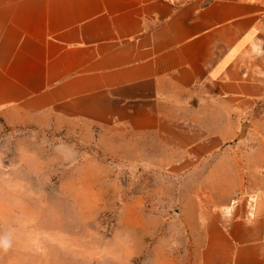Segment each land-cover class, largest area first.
Returning <instances> with one entry per match:
<instances>
[{"label":"crops","instance_id":"crops-1","mask_svg":"<svg viewBox=\"0 0 264 264\" xmlns=\"http://www.w3.org/2000/svg\"><path fill=\"white\" fill-rule=\"evenodd\" d=\"M65 127L158 146L189 264H264V0H0V133Z\"/></svg>","mask_w":264,"mask_h":264},{"label":"rangeland","instance_id":"rangeland-1","mask_svg":"<svg viewBox=\"0 0 264 264\" xmlns=\"http://www.w3.org/2000/svg\"><path fill=\"white\" fill-rule=\"evenodd\" d=\"M158 157L125 130L4 128L0 264H189L182 178Z\"/></svg>","mask_w":264,"mask_h":264},{"label":"clouds","instance_id":"clouds-1","mask_svg":"<svg viewBox=\"0 0 264 264\" xmlns=\"http://www.w3.org/2000/svg\"><path fill=\"white\" fill-rule=\"evenodd\" d=\"M11 246V237L8 234L0 236V248L7 250Z\"/></svg>","mask_w":264,"mask_h":264}]
</instances>
